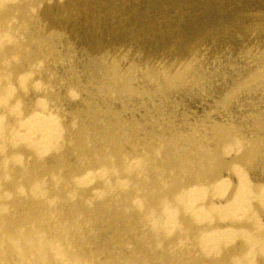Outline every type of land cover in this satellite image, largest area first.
<instances>
[{
    "label": "bare ground",
    "instance_id": "obj_1",
    "mask_svg": "<svg viewBox=\"0 0 264 264\" xmlns=\"http://www.w3.org/2000/svg\"><path fill=\"white\" fill-rule=\"evenodd\" d=\"M32 2L0 0V264H264V15L238 19L228 38L233 75L213 107L228 120L205 110L185 134L133 112V133L123 122L102 130L97 114L154 97L146 76L165 95L207 92L194 61L143 69L141 91L111 53L100 89L54 90L38 77L44 65L21 60L34 11L68 6ZM211 34L195 43L229 32Z\"/></svg>",
    "mask_w": 264,
    "mask_h": 264
},
{
    "label": "rangeland",
    "instance_id": "obj_2",
    "mask_svg": "<svg viewBox=\"0 0 264 264\" xmlns=\"http://www.w3.org/2000/svg\"><path fill=\"white\" fill-rule=\"evenodd\" d=\"M39 1L33 0L31 4ZM55 1L68 7H58L52 12L46 9L52 7L53 3L44 4L45 12L41 17L38 11H34L30 19V38L24 36L28 39L26 49L30 45L27 50L30 60H21L22 64L44 65V71L38 77L42 75L44 78L41 81L54 86V90L63 91L68 81L70 85L71 82L79 81L84 85L88 83L91 88L97 86L100 89L104 75L102 72L99 74V71L111 53H115V59L118 58L116 60L123 58L125 65L119 69L127 73L128 68L134 70L128 74L138 82L136 87L141 91L143 69H149L160 76L167 65L172 68L173 60H181L179 66L185 60L194 61L193 65H196L208 87L207 92L165 95L158 92L159 86L146 76L149 81L146 80L147 87L143 89L153 90L154 97L147 102L145 98H140L139 106L138 102L136 108L134 104L130 105L131 109L120 113L121 116L117 109L120 104L114 102L111 114H97V119L103 124L97 122V126H101L102 130L107 126L117 128L121 122L128 123L127 126L132 130L139 125L130 115L133 112L144 119L142 122L138 120L140 123L150 120L147 125L152 126L159 119L162 127L176 126L185 134H190L194 127L202 125L200 115L205 110L215 121H226L227 118L213 107L216 101L214 93L223 91L228 78L233 75L232 64L231 67L226 64L227 59L236 58L232 55L228 38L240 23L234 24L238 19L242 18L244 20L241 21L249 24L253 21L250 17L264 15V0ZM225 25L228 27L225 28ZM202 30H209L211 36L222 32L229 34L198 46L194 36ZM234 30L231 34L238 36ZM220 70L224 73L220 74ZM93 96V105H105L108 101L107 97L102 99L97 92ZM69 106L60 111L71 117L76 111ZM108 109L111 111V108ZM241 109L239 105L232 120L240 121L243 115L240 114ZM204 129H210V126L205 125Z\"/></svg>",
    "mask_w": 264,
    "mask_h": 264
}]
</instances>
